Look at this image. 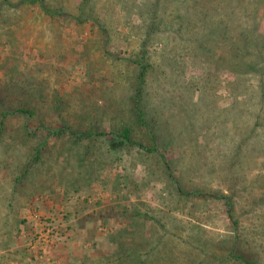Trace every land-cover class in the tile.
Returning a JSON list of instances; mask_svg holds the SVG:
<instances>
[{
	"label": "rangeland",
	"instance_id": "rangeland-1",
	"mask_svg": "<svg viewBox=\"0 0 264 264\" xmlns=\"http://www.w3.org/2000/svg\"><path fill=\"white\" fill-rule=\"evenodd\" d=\"M42 1L53 15L31 0L0 4V264H96L103 242L123 231L117 212L125 206L147 213L129 219L157 264H233L235 237L239 253L264 264V101L256 82L264 68L247 85L215 55L204 60L196 30L185 33L173 17L185 7L180 0ZM241 2L263 33L264 0ZM145 40L144 105L160 138L173 142L166 154L175 174L188 189L233 192L236 225L220 201L172 197L160 163L136 148L113 151L115 143L99 138L83 161L82 147L63 135L36 161V139L23 127L37 129V119L3 117L36 106L43 120L60 94L72 124L96 121L106 132L127 124L135 69L107 54L134 59Z\"/></svg>",
	"mask_w": 264,
	"mask_h": 264
},
{
	"label": "trees",
	"instance_id": "trees-1",
	"mask_svg": "<svg viewBox=\"0 0 264 264\" xmlns=\"http://www.w3.org/2000/svg\"><path fill=\"white\" fill-rule=\"evenodd\" d=\"M25 1L16 0V2H13V0H1L0 4L1 6L4 5L8 8L16 9L23 6ZM31 2H38L43 12L53 15L51 9H48L42 0H31ZM180 4L185 7L177 10L173 14V17L178 19L177 21L180 23L179 29L180 27L183 28L185 33L188 34V32L196 30V47L199 51L205 52L206 58L204 57V60H210L207 53L215 55L216 60L221 65V69H225L235 75L245 76L247 85L249 79L253 76L251 74L252 72H263L264 30L261 33L259 28L257 29V24L252 18L251 13H246L244 10H241V0H180ZM187 5L189 8H187ZM58 15L63 16L59 12ZM69 20L71 22L73 21L76 25L81 23L78 19ZM148 33L150 35V32ZM100 34L104 37L106 36L104 30L100 31ZM106 43L107 40H101L103 49L106 48ZM145 45L146 40L141 45L142 49L139 52V56L134 59L132 57L123 58L114 54H112V57L107 52L109 58L126 62V64L132 65L135 69L133 94L130 98L127 124L119 123L114 125L108 132L95 126L96 121H94L95 123L89 122L85 125L80 120L72 124L69 118H73L74 114L65 111V106L61 105L65 101V97L63 99L60 98L58 96L60 94H57V100L55 99V102L49 108L50 113H53L52 116L49 113L43 120L38 116L36 106H31L34 108L24 106L15 108L9 113L5 112L3 117L19 116L25 120L37 119L39 124L37 129L31 130L29 126L23 127L24 137L36 139L37 147L34 155L36 161L41 156L39 153L43 146L47 145L51 139H60L63 135L67 136L72 146L82 147L81 160L83 161L91 157L90 151L93 150L99 138H108L110 142L115 143L116 145L113 146V151L124 148H136L144 154L155 158L160 163L162 168L159 172L162 173L164 179L170 184V189L172 190L170 195L172 197L178 198L180 201L185 200L186 202L193 199L220 201L225 207L228 217L231 219L230 224L236 225V221L232 218V212L234 210L233 192L229 196L224 194L211 196L205 192L188 189L180 183L178 176L175 174L176 168L166 154V148H171L173 142L170 139L163 140L160 138L159 128L154 121V117L156 118V116L150 113V111H147L144 105L146 101L144 92L145 84L149 71ZM208 46L210 47L205 49ZM255 58H259L263 64L256 62ZM204 60L203 62H205ZM256 82L258 87L262 88V90L259 89V92H257L259 93L258 102H263V79L256 78ZM34 132L35 134L33 135ZM196 140L195 144L197 142ZM84 142L86 144H83ZM235 154L234 157H231V161H236L237 154ZM117 214L120 216L118 224H121L123 231L116 230L112 235L108 236L107 241L103 242L107 250L104 254L98 255L99 258L95 263L157 264V261L152 256L154 249L149 248V243L151 244V242L144 238L136 239V232L140 228L135 222H131L132 217L146 220L148 218L147 213L141 214L138 209L129 211L125 206V208L120 207ZM89 217L85 218V220H89ZM127 217L128 220L126 219ZM127 222L130 223V227H127ZM128 228L131 230H126ZM125 233L130 234L129 239H127ZM159 239L161 240L163 238L160 236ZM237 245L238 239L235 237L232 242V248L228 253L230 262L233 264H257V262L239 253L235 249Z\"/></svg>",
	"mask_w": 264,
	"mask_h": 264
}]
</instances>
